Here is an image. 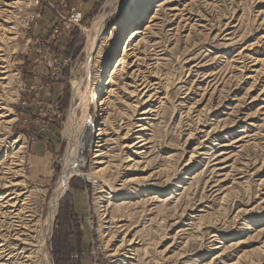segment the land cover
Here are the masks:
<instances>
[{"label":"rangeland","instance_id":"rangeland-1","mask_svg":"<svg viewBox=\"0 0 264 264\" xmlns=\"http://www.w3.org/2000/svg\"><path fill=\"white\" fill-rule=\"evenodd\" d=\"M115 1L105 0L86 19L67 2L30 7L29 0H0V103L7 107L0 118V179L10 176L9 167L11 176L19 170L16 180L31 197L35 220L45 219L67 149L72 81L80 80L89 101L80 172L70 177L45 235L51 263L264 264V0ZM70 7L82 20L64 27L60 16ZM45 8L61 31L54 40L70 32L72 58L48 45L54 42L49 35L32 33ZM138 10L145 14L136 24ZM103 12L111 14L86 73L85 29ZM137 31L115 68L119 50ZM43 46L68 61L60 72L47 67ZM126 71L151 81V102L131 107L142 95H129ZM52 81L60 90L54 92ZM99 86L102 111L94 102ZM147 107L149 142L136 159L146 168L125 171L123 147L134 139L131 131L122 139L123 122L136 130L142 117L134 110ZM105 127L102 152L115 170L106 179L114 188L126 177L148 184L115 193L100 176H90L96 134Z\"/></svg>","mask_w":264,"mask_h":264},{"label":"bare ground","instance_id":"bare-ground-1","mask_svg":"<svg viewBox=\"0 0 264 264\" xmlns=\"http://www.w3.org/2000/svg\"><path fill=\"white\" fill-rule=\"evenodd\" d=\"M116 1H118L119 4H121V5L126 2V0H116ZM138 1H140V0H134V2H138ZM166 1H168V0H166ZM149 5H150V3L147 4L148 9L150 8ZM146 10H147V8H145V11ZM145 11L138 10L137 12H135L136 13L135 14V17H136L135 23L136 24H139V21L141 19H143V15L145 14ZM110 14H111L110 12H105V13L103 12L102 14H99V16L94 20L92 28L85 29V32L87 34V42H86V45L84 47L85 61L83 63V67H84L86 73H88V71L90 70V66L92 65V63H90V60L92 58L94 51L97 48V43L100 42V38L102 37V30L104 28L105 20L107 17H109ZM138 32L139 31L134 32L132 34L129 33L131 35L129 36V38L126 42V46L123 49L119 50L122 52H121V56L117 59L118 63H117L115 68L120 67L121 64L123 63L124 59L128 56V54H127L128 47L135 40ZM138 59L139 58H137V60ZM123 77H124V79L126 78V80L130 81L129 85H131L133 87V90L131 89L132 90L131 94H129L130 96L134 97V96H139V95L141 96L142 95L141 98L138 97L139 102L137 101V103L135 105H132L131 107L136 108L137 105L140 103L148 104V102L152 101L155 94L154 93L148 94L150 91V87L153 86L151 81H148L147 79L145 80L144 78H143V80H142V78L139 79L140 76L137 77L134 75L133 76L128 75L127 71L123 72ZM112 82H113V77L110 76V78L108 79V81L105 84L109 85ZM82 84L83 83L80 80H73L72 81V89H73L72 101L73 102L71 101L72 106H71V109H70L68 117H67V123H66L67 125L64 128L65 138L67 140V149H66L65 156L63 157L62 171H61V174L57 180L53 195L51 194L52 197H51V202H50V208H49L48 214L46 215L45 219L44 220H35L37 215L33 210L31 197L27 193L28 191L25 190L26 188L24 189V187H22L21 181L16 180L17 174L19 173V170H16V169L13 170L14 174L12 175L13 176L12 177L11 176V169L9 167V169H7V172L5 173V175L6 174L9 175V173H10V176H7V179L5 177H2L0 179V264H52L47 252H45V242H46V239H45L46 236L45 235H46L47 229L50 228V226H52L51 224H52V221L54 218L57 203L59 202V199L62 197V195L68 189V181H69L70 177L73 174L80 172L79 163L77 160L78 152L80 149L79 148V140H80V136H81V133L83 131V127L85 125V121L87 119L88 110H89V104H88L89 101L87 102L88 98H86V94H85V92H83L84 90H82V88H81ZM104 91H105L104 87H102V86H99L97 88V93L95 92L96 101H94V102H97L99 100V99H97L98 98L97 96L104 93ZM75 100L79 101L78 104H76ZM2 104L3 103L1 102L0 103V118L6 117V115H4L5 111L2 112V110L4 109L7 111V109H6L7 107L5 105L2 106ZM101 104H99V103L97 104V107H98L97 110L98 111L103 110V107H101ZM78 109H80L81 113L77 112ZM139 110L140 109L134 110L135 113H138V115L142 117V118L138 119L139 121H137V122H139V124L135 125L136 130L132 131L131 129H129L130 124L123 122L124 126L126 128L127 127L128 128H127L126 133H124V134L122 133L123 134L122 139L124 140V139L128 138L127 135L129 134V131L132 132L131 136H133V139H134V141L128 142L127 145L123 144L124 145L123 148L128 149V150H126L127 154H128L127 161H126L127 164L123 168V170H125V171L129 170V171L143 172V170H145L146 165H147L146 161H145L146 162L145 163V162H141V161L136 160V159L137 158L140 159L141 156L142 157L144 156L145 151H143V149L145 148V145L149 142L145 138V132H146V130H148L147 122L145 120L147 119L148 116L152 115V107L151 108L147 107L140 112H139ZM106 119H108V114L105 115L104 118L102 119L103 124L105 123ZM216 127L214 128V126H213L212 130L216 129ZM106 130H107V127H105L104 129H99V131L96 134V139H97L96 143L97 144L95 145L93 158L95 159L94 163H96L97 166L94 168L93 172L90 173V176H93V175L100 176L102 178L103 185L104 184L107 185L110 192H115V193L118 192V190L122 189L123 187L124 188L126 186L128 187L131 184H138V185L148 184V182L147 183H143V182L141 183V181L139 180L138 177H126L124 180H122V183L120 184L121 185L120 188H114L113 183L110 182L109 179H106V177L108 176V174L110 172L115 171V170L114 171L111 170L114 166L111 163V160H109V159L104 160L105 155H104V152H102V147L104 145L103 144L104 143L103 135L105 134ZM113 131H114V129H113ZM211 137H212V135H211ZM0 141H1V139H0ZM123 143H125V142H123ZM192 154H191V156H192ZM133 155H134V158H130ZM129 189H130V187H129ZM122 190H124V189H122ZM116 226H118V225H116ZM116 229H117V227H116ZM114 234H113V237L115 236ZM124 236L126 237V235H124ZM131 241H133V240H130V242ZM122 242H126V241L122 239ZM128 243H129V241H128ZM128 243H127V245H128ZM129 245H132V244L129 243ZM116 251H118V250L116 249Z\"/></svg>","mask_w":264,"mask_h":264},{"label":"crops","instance_id":"crops-1","mask_svg":"<svg viewBox=\"0 0 264 264\" xmlns=\"http://www.w3.org/2000/svg\"><path fill=\"white\" fill-rule=\"evenodd\" d=\"M58 2L59 4L67 2L71 6H74L78 8L84 18H89L92 16L97 10H100L103 6V2L105 0H55V2ZM56 21V16L53 13L52 9L45 8L43 11V16L41 20L34 26L33 28V34L39 35L41 38L43 37L46 39L49 35V27L52 26ZM70 35V32L67 30L62 32L61 35L54 40V42H50L48 45H53L54 49H58L60 55L67 54L70 58H72V54H69L70 50L67 48V43L70 41L68 40ZM60 82H53L52 87L54 89V92L56 90H60Z\"/></svg>","mask_w":264,"mask_h":264},{"label":"built area","instance_id":"built-area-1","mask_svg":"<svg viewBox=\"0 0 264 264\" xmlns=\"http://www.w3.org/2000/svg\"><path fill=\"white\" fill-rule=\"evenodd\" d=\"M42 1L47 2L48 0H29L28 5L30 7L37 6V5H40ZM63 7L66 8L67 6L64 5ZM60 18H61V23L63 24V26L69 27L71 24H78L82 20V14H81V12L76 10L75 8L70 7V8L66 9V15L60 16ZM60 32L61 31H60L59 25L54 24V26L52 27L51 32L49 34L50 39L54 40L60 34ZM43 47L46 49L41 51V57L44 60H46L47 67L52 68V70H53V67H55L54 70L57 73L60 72L61 71L60 66L64 67L65 65H67L68 61L65 60V58H58L57 56L53 57L54 53H52L48 50L49 47H47V46H43ZM36 62L39 63V59H37ZM56 65H57V67H56ZM54 70H53V73H54ZM54 105L56 106L57 103L55 102Z\"/></svg>","mask_w":264,"mask_h":264}]
</instances>
